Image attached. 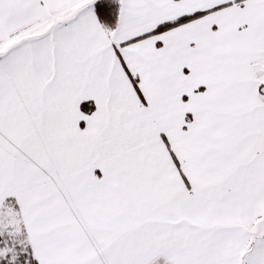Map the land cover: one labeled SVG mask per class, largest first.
I'll return each instance as SVG.
<instances>
[{
	"label": "crops",
	"instance_id": "1",
	"mask_svg": "<svg viewBox=\"0 0 264 264\" xmlns=\"http://www.w3.org/2000/svg\"><path fill=\"white\" fill-rule=\"evenodd\" d=\"M96 1L0 0V207L38 264H264V0Z\"/></svg>",
	"mask_w": 264,
	"mask_h": 264
},
{
	"label": "rangeland",
	"instance_id": "2",
	"mask_svg": "<svg viewBox=\"0 0 264 264\" xmlns=\"http://www.w3.org/2000/svg\"><path fill=\"white\" fill-rule=\"evenodd\" d=\"M85 7L87 5H80L70 10V13L66 14L64 18L66 19L83 11ZM57 22H59V19H54V24ZM39 30H41V27ZM259 68L262 69L261 73L263 74L261 77L260 92L264 96V63L262 65L260 64ZM88 109L92 111L93 105H90ZM121 178H124L126 182L127 175L120 176L119 181H121ZM110 185L111 183L108 184V186ZM21 223L17 210L12 203L7 201L5 205L0 207V264H33V261H38L35 254L29 251L30 247L27 246V243H29L27 241L28 239L22 238L24 235L19 230ZM24 256L25 260H22Z\"/></svg>",
	"mask_w": 264,
	"mask_h": 264
},
{
	"label": "trees",
	"instance_id": "3",
	"mask_svg": "<svg viewBox=\"0 0 264 264\" xmlns=\"http://www.w3.org/2000/svg\"><path fill=\"white\" fill-rule=\"evenodd\" d=\"M94 9L96 14L98 15V18L102 25L107 29H111L116 25V22L118 20V14H119V3L117 0H98L95 2ZM198 15H194V18H196ZM193 17H182L176 21L166 23L162 25L158 32L166 31L171 28H174L176 26H179L181 24H184L188 21H190ZM261 93V92H260ZM262 95V93H261ZM262 98L264 100V96L262 95ZM90 103H83L82 104V110L86 113L91 112L88 107H90ZM22 235H24V239L27 238V235L25 233L24 229H21ZM28 239V238H27ZM29 242V240H27ZM27 246L30 247L29 251L33 253V249L31 247L30 242L27 243ZM34 254V253H33ZM22 260H25V256L22 258ZM33 264H38L37 261H33Z\"/></svg>",
	"mask_w": 264,
	"mask_h": 264
}]
</instances>
